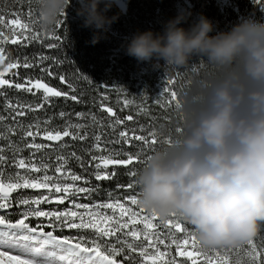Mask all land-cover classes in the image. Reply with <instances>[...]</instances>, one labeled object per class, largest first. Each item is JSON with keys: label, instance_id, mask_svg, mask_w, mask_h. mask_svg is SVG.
Wrapping results in <instances>:
<instances>
[{"label": "clouds", "instance_id": "9594fccd", "mask_svg": "<svg viewBox=\"0 0 264 264\" xmlns=\"http://www.w3.org/2000/svg\"><path fill=\"white\" fill-rule=\"evenodd\" d=\"M72 0H36L38 26L54 32ZM84 28L101 39L119 19L118 0H76ZM181 11L162 32L135 33L126 54L164 61L175 73L200 59L215 71L183 97L182 124L146 155L135 175L138 206L161 223L191 227L205 249L240 248L264 228V23L245 20L216 32L204 15Z\"/></svg>", "mask_w": 264, "mask_h": 264}, {"label": "snow or ice", "instance_id": "6c2138e0", "mask_svg": "<svg viewBox=\"0 0 264 264\" xmlns=\"http://www.w3.org/2000/svg\"><path fill=\"white\" fill-rule=\"evenodd\" d=\"M29 15H31V10ZM5 28H8L11 36L5 33ZM54 38L59 40L58 35ZM35 39L36 35L32 34L30 22H24L21 12L14 11L11 13L10 18L7 19L3 13H0V65H5L7 60L6 53L8 50L4 45L33 42ZM48 47L52 48L55 45H48ZM38 59L39 63L42 64L46 57L40 55ZM35 60L36 56L34 54L32 58L23 56L22 58H16L14 61L7 62L6 67L0 68V88H3L5 85L10 88L13 87V82L5 79L6 72L19 67H23L24 69L32 68L36 66ZM200 66L202 67V64ZM41 71L46 72L48 76L55 75L50 68L42 67ZM59 79L64 81L65 77L60 76ZM173 82L169 81V83ZM14 86L18 90H24L33 95H35L33 89L36 91L42 90L43 102L35 106L31 104L14 105L11 101H8L6 104V108L13 109L15 113V115L11 116V119L16 122L17 127L22 132V141L26 140L28 142L24 143L23 147L14 143L0 146V210L9 209L12 206L11 195L19 189H46L47 192L41 193L37 197H18L16 200L17 205H34V207L26 208L22 213V218L18 219L15 223H10L5 216L0 215V225L5 226V228L24 230L28 233L17 237L15 234L0 232V264H53L52 258L57 256V252L45 251L47 246H52L59 250L61 254L58 256V259L64 262V264H125V262L135 264V256L141 258L140 264H187V262H191V264H230L227 256L222 255L221 249H205L201 247L194 232L189 231L187 226L181 221L169 220L167 223H163L170 230L167 235L158 232L157 228L159 225L154 222L158 220V217L148 215L144 209L140 208L137 196L128 198V202L130 205L135 206V210L121 203L119 200L115 202L94 203L92 205L79 203L77 200H70V197L78 196L81 193L89 194L86 198H90V194L93 191H97L99 186H87L89 184L87 179L67 168L68 158L63 155L56 157L58 164L54 168L55 175H49L48 169L51 165L43 157L37 163L35 162V157L37 153L42 152L44 149L50 147V145L37 143L36 138L40 137L47 141H63L65 137H70L72 140H85L88 138V134L86 132L81 134L85 125L79 123L73 124L68 121L63 126V130H60L59 128L48 127L51 123L50 119L42 122L37 119L25 126L22 122L16 121V118L27 115V112L42 109L45 104L50 103L51 97L63 96L79 102L78 97L70 95L69 92L57 90L49 86L41 78L33 80L31 77H26L24 82H16ZM69 89L71 92H75V88L72 85H69ZM169 92L170 97L167 99V104L170 105L175 101L176 107L181 108L177 93L165 89L166 94ZM2 94L0 93V95ZM127 104L128 102L126 101L125 106ZM101 107L110 116H116L110 107H104L103 104ZM59 115L63 118L67 114L60 112ZM76 115L78 118H84V113H77ZM6 118L0 114V124ZM90 119L93 125L103 126V120L98 119L94 114H90ZM126 119L132 120L133 117L129 115ZM123 123L124 120L116 118L109 122V127L115 130L116 126ZM7 131L10 135H15L17 128L10 125ZM118 136L120 139L110 142L121 145L131 143V140L143 141L145 144L149 143V140L144 135H137L135 129L132 130L131 136L128 130H121ZM150 136L152 137L150 142L155 144L157 142L155 140V133H150ZM4 138V133L0 132V139ZM28 138L31 139L28 140ZM101 139L100 134L94 136L95 142L92 145V150L101 152L102 154L99 156L92 155L89 161V164L95 162V171L90 175H94L97 181L112 179L117 175L115 170L112 172L107 171L110 165L119 164L128 166L134 162H139L141 153L133 154L129 152L125 154L126 159H118L117 157L120 155V152L106 146L102 147ZM6 147L12 149V166L25 171L5 174L4 165L8 163V158L4 154ZM24 148L33 150L27 158L20 155ZM70 155L81 162V166L84 167L85 172L88 171L82 157L77 156L75 152H72ZM33 173L39 175H32ZM130 175L135 176V171L131 172ZM67 180H70L71 183H64ZM77 181H83L85 186H78ZM133 186L132 183H129L127 187L131 189ZM109 195L111 196V194ZM69 200L70 207L64 210L45 211L39 207L43 203L64 204ZM81 209L84 211H78ZM106 209L111 210L112 214L103 211ZM30 217L47 219L49 221L47 227L49 228L59 226L69 229H92L96 234V238L92 240L84 238L73 239L70 237L59 238L53 235L52 231L45 232L43 226L31 227L26 222ZM140 225H142V228L137 227ZM173 229L174 232L171 231ZM175 233H183V238H178ZM111 237L116 238L115 243L105 242V238L110 239ZM121 237H124V239ZM141 239L145 242L144 244L138 243ZM9 240L13 242L9 243ZM169 240L170 242H168ZM36 244L39 246L34 247L33 245ZM161 245H163V249H161ZM173 248L175 254L169 251ZM236 250L237 248H224L223 252L227 253ZM239 250H247L251 264H264V250L258 249L253 240L240 247ZM178 257L184 259H178ZM237 264H239L238 261Z\"/></svg>", "mask_w": 264, "mask_h": 264}, {"label": "trees", "instance_id": "16d2710c", "mask_svg": "<svg viewBox=\"0 0 264 264\" xmlns=\"http://www.w3.org/2000/svg\"><path fill=\"white\" fill-rule=\"evenodd\" d=\"M77 7L76 0H72L71 6L66 9L65 17L62 18L54 32L42 31L38 26V19L34 22L29 20L30 26L34 29L32 34L36 35L35 41L4 45L8 50L7 60L5 65H0V68L6 67L7 62L14 61L16 58L23 56L32 58L35 54L34 63L36 66L28 69L23 67L11 69L5 75V79L14 83L31 74L33 80L41 78L43 82H47L49 86L57 90L76 95L79 102L64 97L59 99L55 106L67 114L65 117L69 114L77 117V113H84L85 126L91 125V129L100 132V135L105 137L103 142L106 144L101 141L104 146L116 149L120 155L124 156L118 159H126L125 154L132 153V150L125 148L128 143L116 144V148L110 147V141L120 139L118 134L121 130H128L131 135L132 130H136L141 125L144 130L154 132L157 141L153 144L155 149L162 144L164 136L174 134L175 129L181 126L184 115L182 109L177 108L176 104L172 102L173 109L172 103L169 105L167 99H164L167 97H162L166 94L165 89H168L172 84L169 81H174V90L177 92L181 104L183 97L194 88L195 84L203 83L215 71L211 68L205 69L200 66L201 64H198L200 59L206 60V58L194 57L191 67L175 73L167 71L162 60L159 61L161 67H155L157 64L155 59L139 62L136 58L126 54L127 44L135 33L149 30L162 32L164 23L176 17L181 11L192 13L188 23L182 25L186 29L197 21L200 15L211 20L216 31L209 35L230 31L234 25L249 19L264 23V0H118V4L113 6L108 15L113 16L119 13V19L111 25L107 33H101L99 43L93 45L91 41L94 30L83 27V20L76 14ZM30 10L31 15L29 16L31 17L32 11L37 12L36 0H0V13L15 11L26 14L25 12H30ZM57 35L59 40L54 38ZM48 45H55V47L50 48ZM40 55L46 57L42 64L38 59ZM55 57L57 60L54 59ZM45 65L51 69L54 76H48L46 72L41 71ZM60 76L65 77V80L61 81ZM69 85L75 88V92L70 91ZM11 89L12 87L5 85V91H11ZM169 94L170 92L167 95ZM105 97L109 101V105L106 103ZM126 101L128 102L127 106H125ZM1 102L0 99V110L2 109ZM41 102L39 100L37 104ZM102 104L104 107H111L112 110H120L117 118L124 120V123L116 126L115 130L110 128L104 122L108 113L101 111L103 110ZM131 106L137 109L136 112L129 111ZM42 110L48 113L50 108L44 105ZM46 113H42L40 116H44ZM90 114L102 119L103 126L93 125ZM129 115L133 117L132 120L126 119ZM76 122L78 121L76 120ZM135 151V153H141L140 157L149 154H145L143 142L140 141H137ZM92 155H94L93 152L86 156V152L82 151L81 157L85 158L88 170H91L88 163ZM142 160L143 158H139V162L131 166V169L136 173ZM92 163L95 164V162ZM116 165H110L107 171H112ZM117 176L113 181L110 180L108 184L101 186L114 188L115 192L110 202L119 200L131 207L128 198L131 196L138 198L135 176L132 177L130 170L125 169L118 171ZM131 181L134 185L132 192L122 190V184L124 188H128ZM101 186H99L98 196H94L95 198L109 196L102 192ZM187 228L191 231L190 226ZM171 231L173 232V230ZM263 238L264 228L253 240L262 242ZM169 251L175 254L174 248ZM187 264H191V262H187Z\"/></svg>", "mask_w": 264, "mask_h": 264}, {"label": "rangeland", "instance_id": "374dc122", "mask_svg": "<svg viewBox=\"0 0 264 264\" xmlns=\"http://www.w3.org/2000/svg\"><path fill=\"white\" fill-rule=\"evenodd\" d=\"M12 12H14V11H12ZM21 13H22V15L24 17V22H28L29 20L31 22H34V21H36L38 19V15H37L36 11H32V16L31 17L29 16V12H25L26 14H24V12H21ZM10 16H11V14L8 17H6V19L10 18ZM28 18H30V19H28ZM10 27H14V26H10ZM4 31H5V33L7 35L11 36V32H9L8 28H5ZM33 31H34V29L32 28V33H33ZM54 59L57 60V57H55ZM45 68H48V66L45 65ZM7 73L8 72H6L5 75H7ZM26 77H31V74H28V75L22 77L21 79H19L16 82H24V79ZM16 82L13 83V87H12L11 91H5V86H3V88H0V93H3L0 96H4L5 97L4 102L3 101L1 102L2 109L0 110V114H2L5 117H7L3 121V123L0 124V132H3L4 133V137H5L4 139H0V146H6L9 143H14L16 145H19L20 147H23V144L28 142L26 140L22 141L21 137H22L23 134L20 131L19 127H17L16 122L13 121L11 119L10 115H9V113H13L12 114V116H13V115H15V113H14L13 109L6 108L7 102L11 101L14 105L15 104H22V105L31 104V105L35 106V105H37V101H39V100L42 101V90L36 91L35 89H33V92L35 93V95H33L32 93L26 92L24 90L16 89L15 86H14V84ZM168 89L172 90V91H175L173 83L171 85H169ZM162 97L163 98L167 97V98H164L166 100V99H168L170 97V94L169 95L164 94V95H162ZM62 98H64V97L61 96V97H51L50 98V103L45 104V105H47L50 108V111L48 113H46V111H43L42 109H40L38 111H30V112H27V115H25L23 117H17L16 121L22 122L25 126H27L29 123H33L37 119L39 121H41V122L44 121V120L50 119L51 123L48 125V127L49 128H59L60 130H63V126L68 121L72 122L73 124L79 123V124L85 125V119L74 117L73 114H69L67 117H63V118L60 117L59 114H60L61 110H60V108H57L55 106V103L59 99H62ZM177 98H178V94H177ZM173 102L175 103V101H173ZM106 103L109 105V101H107V98H106ZM106 107H108V106H106ZM172 107L174 109L173 103H172ZM17 110H19V109H17ZM136 110L137 109H135V107L131 106V109L129 111L132 113V112H136ZM25 111H26V109H25ZM101 111H104V110H101ZM112 111L116 114V116L113 117V116H110L109 114H108V116H106L104 122L108 126H109V122L113 121L114 119H116L118 117V112L120 110H116L115 109V110H112ZM42 113H46V114H44V116H40ZM76 120L78 122H76ZM10 125L17 128V131H16L15 135H10V133H8L7 129L9 128ZM90 126L91 125H86L84 127V129L82 130L81 134H83L84 132H86L88 134V138L85 139V140H72L70 137H65L63 141H47V140H43L40 137H37L36 138V142L37 143H43V144H46V145H50V147L44 149L42 152L37 153L36 157H35V162L39 163L41 157H43V159L47 163H49L51 165V167L48 169V174L49 175H55L54 168L58 164V161H57L56 157L59 156V155H63L64 157L68 158L67 168L69 170H71L72 172H75L78 175H82L85 179H87L89 181V184L87 186H90V187H95L97 185L101 186V185L108 184L109 183L108 181H110V180L113 181V179H116L118 177L117 176L118 175V171H120L123 168H120V167H118L116 165L115 168L113 169L117 173V175L115 177H113L112 179H108V180L97 181L95 179L94 175H90L91 173H93L95 171L93 163L92 164L88 163V165L91 168V170H88L87 172H85L84 171V167L81 166V162L78 161L77 159L73 158L70 155L72 152H75L77 154V156L81 157L82 151L86 152V156L88 154H90L91 152H93V154L97 155V156L102 154L101 152L92 150V145L95 142L94 141V136L97 135V134H100V132H95L93 129H91ZM42 127H43V125H42ZM110 128H112V127H110ZM136 133H139L138 135H144L145 137H148L147 139L149 140V143L145 144V150H146L145 154L151 153L152 151L155 150L153 144L150 142V140L152 139V137L150 136V133H152V132H150L149 130H144V128H142V126L139 125V128H136ZM101 137H102L101 141L103 142L105 137H103V135H101ZM155 138H156V135H155ZM30 139L31 138H28V140H30ZM103 143H101L102 147H104V144H106V143H104V144ZM130 144H131V146L136 148L137 141L136 140H131ZM64 145H66V146H64ZM80 149H82V150H80ZM32 151L33 150L24 148L23 152L20 153V155H22L23 157L27 158V157L30 156V153ZM4 154L8 158V163L6 165H4V170H5V174L6 175H7V173H14L16 171H21V172L25 171L23 169H17L16 167L12 166V162H13L12 149H8L6 147ZM120 157H124V156L123 155H119L117 158H120ZM83 162H84V165L86 166L85 158L83 159ZM112 171H109V172H112ZM32 175H39V174L33 173ZM64 183H71V181L67 180V181H64ZM76 183H77L78 186H85L83 184V181H77ZM101 187H102V189H101L102 192H104V193H106L108 195L111 194V196L109 195L107 197H104V199L106 201H110V199L112 198V196H113V194L115 192L114 188L113 187L108 188L107 186H101ZM25 191L33 192V189H26ZM97 192L98 191H93L90 194V198H87V199L94 198V196L97 195ZM88 195L89 194L81 193V194L78 195V197L86 198ZM70 200H72V197H70ZM70 200L66 201V202L70 203ZM63 206H64V204H59L58 208L61 209V208H63ZM55 228H56L57 232H59L60 234H64L66 236V238L70 237V238L76 239V231H72V229H69L67 227L61 228V227L57 226ZM190 230H191V227H190ZM81 231L86 233L85 229H82ZM94 237H96V236L90 237V236H87V235H83V237H78L77 239L84 238L86 240H92V239H95ZM121 238L124 239V237H121ZM180 238H183V237L180 236ZM110 240H112L110 242L115 243L116 238L115 237H111ZM105 242H108V241L106 240ZM255 243H256L258 249L264 250V238L262 239V242L256 241ZM219 249H221V252H222L223 256H227L228 260L230 261V264H237V261L239 262V264H251V259L247 255V250L241 251V250H239V248H237L236 251H231V252H227L226 253V252H223L224 248H219Z\"/></svg>", "mask_w": 264, "mask_h": 264}, {"label": "flooded vegetation", "instance_id": "af4514ba", "mask_svg": "<svg viewBox=\"0 0 264 264\" xmlns=\"http://www.w3.org/2000/svg\"><path fill=\"white\" fill-rule=\"evenodd\" d=\"M0 99H1V101H4L5 97H4V96H0ZM12 114H13V113H9L10 117L12 116ZM25 120H26V119H25ZM125 170H130V173L134 171L133 169H125ZM135 173H136V172H135ZM132 177H133V176H132ZM130 183L133 184V181H131ZM123 186H124V185L122 184V187H121L122 190H125L126 192H132L133 187H132L131 189H129V188H124ZM43 192H47V190H46V189H40L39 193H43ZM30 195H31V193L28 192V191H25V189H19V190H17L16 192H13L12 195H11V197H12V196H15L16 199H17L18 197H21V196L28 197V196H30ZM55 195H60V194H55ZM72 200H77V202H79V203H86V204H89V205H92V204L95 203V202L91 201L90 199H87V198H80V197H78V196H76V197H75V196L72 197ZM64 206H65V207H70V203L65 202V203H64ZM78 211H84V210L81 209V210H78ZM105 212H107L108 214H112V213L109 212V211H105ZM125 219H127V217H125ZM172 220H174V221H179V220H176V219H172ZM185 225H186V224H185ZM186 226L188 227V225H186ZM138 228H142V225L138 226ZM180 234H183V233H180ZM108 239H109V238H105V240H108Z\"/></svg>", "mask_w": 264, "mask_h": 264}, {"label": "bare ground", "instance_id": "6f19581e", "mask_svg": "<svg viewBox=\"0 0 264 264\" xmlns=\"http://www.w3.org/2000/svg\"><path fill=\"white\" fill-rule=\"evenodd\" d=\"M3 14L5 15V17H8L11 13H3ZM0 232H8L10 234H15L18 237L17 230H4V231H0ZM9 241H11V240H9ZM20 243H22V242H20ZM36 246H39V245L36 244L35 247ZM45 251H55V252H57V256L52 258L53 264H64V262H61L58 259V256L61 254L58 249H55L52 246H47L45 248Z\"/></svg>", "mask_w": 264, "mask_h": 264}]
</instances>
